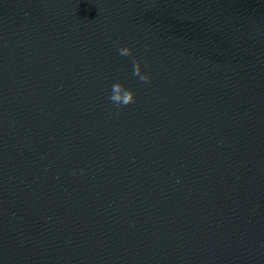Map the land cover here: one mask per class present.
Segmentation results:
<instances>
[{"label":"water","instance_id":"water-1","mask_svg":"<svg viewBox=\"0 0 264 264\" xmlns=\"http://www.w3.org/2000/svg\"><path fill=\"white\" fill-rule=\"evenodd\" d=\"M0 264H243L116 0H0Z\"/></svg>","mask_w":264,"mask_h":264},{"label":"clouds","instance_id":"clouds-1","mask_svg":"<svg viewBox=\"0 0 264 264\" xmlns=\"http://www.w3.org/2000/svg\"><path fill=\"white\" fill-rule=\"evenodd\" d=\"M147 49L148 46L146 45L145 50ZM116 51L121 57H133V49L130 46L125 45L117 47ZM147 67H149V65L145 64L142 66V62L133 57L132 75L138 78V81L142 84H149L152 80L151 73L144 70ZM108 100L117 108V112H119L120 109L136 102V93L131 88L117 81L111 85Z\"/></svg>","mask_w":264,"mask_h":264}]
</instances>
